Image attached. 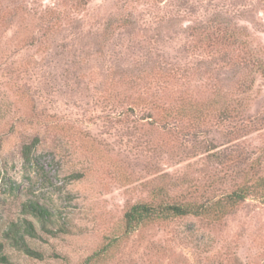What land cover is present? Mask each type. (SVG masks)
<instances>
[{"label":"rangeland","instance_id":"rangeland-1","mask_svg":"<svg viewBox=\"0 0 264 264\" xmlns=\"http://www.w3.org/2000/svg\"><path fill=\"white\" fill-rule=\"evenodd\" d=\"M218 24L243 36L261 72L238 48L198 44L195 29ZM193 100L238 118L203 123L196 137L180 135L182 122L181 132L161 127ZM229 148L241 153L220 165L213 153ZM255 172L264 175V0H0V242L11 264H264L254 197L219 222L190 216L122 234L127 207L161 183L205 199ZM27 202L53 213L47 230ZM28 220L42 258L5 238L12 227L25 236Z\"/></svg>","mask_w":264,"mask_h":264},{"label":"trees","instance_id":"trees-1","mask_svg":"<svg viewBox=\"0 0 264 264\" xmlns=\"http://www.w3.org/2000/svg\"><path fill=\"white\" fill-rule=\"evenodd\" d=\"M223 24L214 26V32L210 33L208 30L200 27L195 29V35L197 36L198 44L205 45L206 47H212L216 42L215 39L224 46L226 50H232L235 48L241 51V60L245 62L246 67H251V71L254 68L257 70L262 69V64L259 59H255L248 55V51L244 47L246 41L243 40V36H239L236 31L226 27ZM240 37V38H239ZM261 72V71H260ZM243 86V85H241ZM181 98L177 100L178 103ZM214 101L206 100H193V101H181L177 108H173V115L166 114L160 122V125L167 132L175 130L181 132L180 122L185 124L188 131L180 134L182 136L188 135L196 137L201 130V124H207L210 120L236 119L239 112L231 110V105L228 107H219L220 102L214 105ZM173 116V119H170ZM149 118V117H148ZM175 120V121H173ZM212 152V151H210ZM234 152H240L237 148H229L219 152H212V157L220 165H226L232 162L235 158ZM27 156V152H24ZM214 159H211L214 162ZM182 187V184H177ZM175 183L171 186L161 183L158 187L152 189L149 193V200L137 201L130 204L123 216L122 234H130L131 232L151 225H163L175 221L177 219H183L190 216L208 219L209 221L219 222L231 214L238 206L241 205L247 198H258L264 203V175L255 172L252 174L251 179H246L243 184L237 185L232 191L226 192L216 197H208L200 199L194 196L195 192H198L195 188H190L187 184L183 186L180 192L175 196H172L171 191L177 186ZM26 209H28L36 219L43 223L45 230H47L46 224L53 221V213L46 207H42L34 202L25 203ZM26 235L20 237L19 231L16 228H11L8 233L5 234V238L10 241L11 244L17 246L22 252L35 258H42V254L30 246L29 238L37 239L41 238L33 221H26L25 224ZM52 232V231H51ZM52 234V233H50ZM5 245L0 242V262L11 264V260L5 253Z\"/></svg>","mask_w":264,"mask_h":264}]
</instances>
